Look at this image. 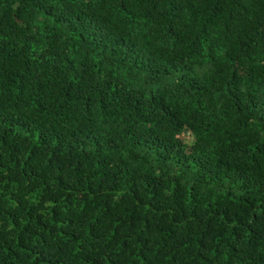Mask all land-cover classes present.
<instances>
[{
    "label": "trees",
    "instance_id": "trees-1",
    "mask_svg": "<svg viewBox=\"0 0 264 264\" xmlns=\"http://www.w3.org/2000/svg\"><path fill=\"white\" fill-rule=\"evenodd\" d=\"M0 264H264V0H0Z\"/></svg>",
    "mask_w": 264,
    "mask_h": 264
}]
</instances>
